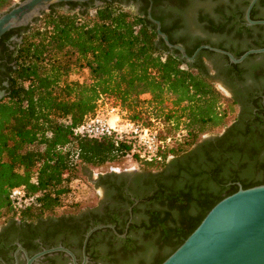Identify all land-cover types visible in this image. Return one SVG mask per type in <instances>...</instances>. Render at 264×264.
Segmentation results:
<instances>
[{"label":"trees","instance_id":"16d2710c","mask_svg":"<svg viewBox=\"0 0 264 264\" xmlns=\"http://www.w3.org/2000/svg\"><path fill=\"white\" fill-rule=\"evenodd\" d=\"M10 5L11 0H0V12ZM64 5L68 11L62 10ZM76 5L84 9L74 10ZM151 17L161 19L153 12ZM13 31L22 36L9 52L3 42ZM2 80L7 88L0 99V223H31L51 215L71 196L70 184L79 179L80 167L129 158L140 169L138 176L147 179L134 195L139 208L130 211L140 218L125 231V222L93 216L95 224H110L114 232L107 230L110 239L99 248L101 255L91 251V260L160 264L215 203L237 190L236 183L242 189L264 184V140H255L264 130L231 131L228 146L217 142L197 157L189 151L202 135L230 126L235 116L228 119L236 110L198 67L180 60L175 51L168 53L145 9L133 14L114 0H103L96 8L91 3L52 5L29 27L0 37ZM105 106L155 131L161 142L156 155L147 160L129 145L114 147L107 139L73 136ZM182 157L186 160L178 159ZM168 165L175 168L165 175ZM13 188L23 190L29 205H10ZM85 231L76 232L78 248Z\"/></svg>","mask_w":264,"mask_h":264},{"label":"flooded vegetation","instance_id":"af4514ba","mask_svg":"<svg viewBox=\"0 0 264 264\" xmlns=\"http://www.w3.org/2000/svg\"><path fill=\"white\" fill-rule=\"evenodd\" d=\"M114 1L133 14H141L143 9L146 13L149 7L150 15L153 12L156 17H161L160 31L167 39L176 43L175 45L180 46L184 51H190L189 57L200 46L216 48L229 53L234 58H239L249 50L259 49L255 48V45L260 43L264 45V25H247L244 19V10L250 0ZM85 3L92 4L91 1L76 4ZM175 3L181 4L175 5ZM83 9L78 5L74 8L79 11ZM249 19L251 21L264 20V0L255 1L249 12ZM21 36V31L10 33L3 42L6 50L12 51L13 44L18 43L16 39ZM187 64L198 67L202 76L223 98L233 104L236 110L233 115L235 118L230 126L200 137L199 141L189 150L194 157L208 151L217 142L224 143L222 146H228L232 139L231 131H243L255 127L264 130V53L248 55L240 63L231 64L223 55L200 49L194 55L192 62H187ZM4 88H7L6 80L0 82V91L4 92ZM260 139L264 140V136L257 137L255 140L258 143L261 142ZM178 159L186 160L185 157ZM172 160L173 157H170L168 162ZM174 168V165H168L164 174L168 175ZM139 173L126 174L108 171L99 173L91 179L92 187L95 192L99 193V200L91 207L95 208V211L85 208L73 214V217L48 215L31 223L19 222L15 219L4 220L0 223V264H15V261L16 264H24L21 252L16 251V245L24 249L27 257L42 250L61 246L73 254L76 264H81V247L78 248L79 235L77 236L76 232L86 227L84 237L89 230L99 226L102 228L90 234L93 236L88 240V251L84 248V254L87 257L85 264H104L100 260H91L90 254L92 250L99 251L104 242L110 239L111 235L107 232L110 229L106 226L112 225L95 224L93 216L107 215L119 224L125 222L122 226L124 231L130 223L137 221L140 217L136 213L130 214V211L132 207L139 208L137 206L139 198L135 197L147 182L146 178L138 176ZM70 217L72 219L68 220ZM64 227H71L72 231L63 229ZM119 238L123 239L124 236ZM113 243L115 246V240ZM30 246L32 248L27 249ZM99 255H101L100 252ZM33 264H71V262L68 257L56 252L39 257Z\"/></svg>","mask_w":264,"mask_h":264},{"label":"water","instance_id":"95a60500","mask_svg":"<svg viewBox=\"0 0 264 264\" xmlns=\"http://www.w3.org/2000/svg\"><path fill=\"white\" fill-rule=\"evenodd\" d=\"M88 1L92 2L93 8L101 5L99 0H19L0 12V37L9 30L29 27L52 5ZM255 1L248 2L244 10V19L247 25H264V20L249 19V12ZM62 10L68 11V7L64 6ZM145 17L154 26L156 39L162 42L168 53L176 51L178 58L185 62H192L194 55L200 49L223 55L231 64L240 63L248 55L264 53L263 46L249 50L239 58H234L225 51L200 46L189 57L183 48L169 43L167 37L160 31L159 22L151 17L149 7L146 9ZM16 41L19 42L20 38ZM4 95V92L0 91V99ZM236 186L237 190L215 203L193 231L160 264H264V184L246 189H242L238 183ZM100 228L102 227L92 228L84 235L81 264L87 262L84 248L90 234ZM106 228L114 232L112 226H106ZM16 251L21 252L24 264H33L39 257L56 252L68 257L71 264H76L73 254L61 246L42 250L31 257H27L20 245H16Z\"/></svg>","mask_w":264,"mask_h":264},{"label":"built area","instance_id":"2783aa9c","mask_svg":"<svg viewBox=\"0 0 264 264\" xmlns=\"http://www.w3.org/2000/svg\"><path fill=\"white\" fill-rule=\"evenodd\" d=\"M76 138L107 139L114 147L129 145L138 157L149 160L161 145L150 127H142L122 118L116 108L99 107L95 115L73 131ZM12 207L20 209L29 205L21 188H13L8 195ZM27 202V203H26Z\"/></svg>","mask_w":264,"mask_h":264},{"label":"rangeland","instance_id":"374dc122","mask_svg":"<svg viewBox=\"0 0 264 264\" xmlns=\"http://www.w3.org/2000/svg\"><path fill=\"white\" fill-rule=\"evenodd\" d=\"M18 1L19 0H11V5L17 3ZM83 78L84 76H72L70 79L81 81ZM233 117L234 116H230L228 122L231 121ZM215 131L218 130L216 129ZM139 170L140 169L129 158H124L118 163L103 165L97 168H91V167L78 168L76 173L79 176V179L73 181L70 184L71 187L70 190H72L71 196H67L64 199L63 205L55 209L51 215L53 216L70 215V214H75L81 209L93 207L99 200L98 199L99 193L95 192L94 188L90 183V180L93 179L97 174L108 171L130 174L133 172H139Z\"/></svg>","mask_w":264,"mask_h":264}]
</instances>
